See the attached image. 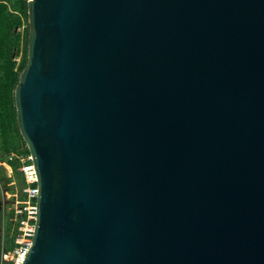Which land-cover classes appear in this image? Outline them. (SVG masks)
<instances>
[{
    "label": "water",
    "instance_id": "1",
    "mask_svg": "<svg viewBox=\"0 0 264 264\" xmlns=\"http://www.w3.org/2000/svg\"><path fill=\"white\" fill-rule=\"evenodd\" d=\"M28 15L23 264H264V0H29Z\"/></svg>",
    "mask_w": 264,
    "mask_h": 264
},
{
    "label": "trees",
    "instance_id": "2",
    "mask_svg": "<svg viewBox=\"0 0 264 264\" xmlns=\"http://www.w3.org/2000/svg\"><path fill=\"white\" fill-rule=\"evenodd\" d=\"M28 18L25 0H0V163L12 170L8 177L1 165L0 180L12 203L26 201L24 191L29 186L21 159L30 153L19 129L15 102V89L28 58ZM26 218V213L16 215L8 205L0 208V264L3 252L11 253L18 246L21 223Z\"/></svg>",
    "mask_w": 264,
    "mask_h": 264
},
{
    "label": "built area",
    "instance_id": "3",
    "mask_svg": "<svg viewBox=\"0 0 264 264\" xmlns=\"http://www.w3.org/2000/svg\"><path fill=\"white\" fill-rule=\"evenodd\" d=\"M25 1L29 3V0ZM21 162L23 163L22 171L29 185L24 191L27 195V199L24 202L16 201L13 208L15 209L16 215H23L26 213L27 218L21 223L20 234L18 235V246L11 253L3 252L1 264H23L32 248V238L37 218L36 205L39 193L37 187L38 179L31 156L22 158ZM32 185L36 186L33 187Z\"/></svg>",
    "mask_w": 264,
    "mask_h": 264
},
{
    "label": "flooded vegetation",
    "instance_id": "4",
    "mask_svg": "<svg viewBox=\"0 0 264 264\" xmlns=\"http://www.w3.org/2000/svg\"><path fill=\"white\" fill-rule=\"evenodd\" d=\"M5 189H6V185L2 182V180H0V208L7 205L5 202V195H7L8 193L6 192Z\"/></svg>",
    "mask_w": 264,
    "mask_h": 264
},
{
    "label": "rangeland",
    "instance_id": "5",
    "mask_svg": "<svg viewBox=\"0 0 264 264\" xmlns=\"http://www.w3.org/2000/svg\"><path fill=\"white\" fill-rule=\"evenodd\" d=\"M3 166L4 167V169H5V172H6V175L8 176V177H10L11 175H12V170L10 169V168H8V166H6V165H4V164H0V166ZM5 202H6V204L8 205V206H10V207H14V203H12V201H11V195L10 194H7V195H5Z\"/></svg>",
    "mask_w": 264,
    "mask_h": 264
}]
</instances>
